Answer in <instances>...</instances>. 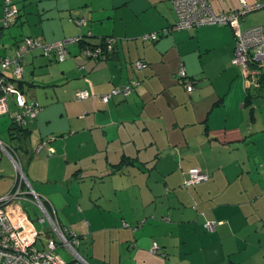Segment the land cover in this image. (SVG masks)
I'll return each mask as SVG.
<instances>
[{
	"label": "crops",
	"instance_id": "crops-1",
	"mask_svg": "<svg viewBox=\"0 0 264 264\" xmlns=\"http://www.w3.org/2000/svg\"><path fill=\"white\" fill-rule=\"evenodd\" d=\"M16 2L20 12L3 28L0 0V55H12L27 36L88 43H69L64 61L40 49L24 53L20 88L42 109L16 139L11 115L0 116V197L15 185L11 154L18 155L61 227L82 237L80 247L88 244L81 254L90 264H264V105L257 98L264 68L232 63L234 26L144 40L176 22L172 0ZM210 2L226 13L264 0ZM251 13L241 30L264 25V7ZM108 36L109 55L84 53ZM137 60L147 65L138 70ZM183 67L191 92L178 77ZM132 79L140 82L131 94L101 100ZM81 89L95 95L76 100ZM194 166L211 177L185 187ZM155 241L166 255L152 251Z\"/></svg>",
	"mask_w": 264,
	"mask_h": 264
},
{
	"label": "built area",
	"instance_id": "built-area-1",
	"mask_svg": "<svg viewBox=\"0 0 264 264\" xmlns=\"http://www.w3.org/2000/svg\"><path fill=\"white\" fill-rule=\"evenodd\" d=\"M3 2L4 17L2 23L4 26H8L15 21L19 9L16 0H3ZM172 4L177 16L176 22L162 32L144 35L145 40H156L161 33L172 30L195 29L205 24H228L234 26L236 33V46L232 63L248 68L252 64H257L258 68H264V25H257L246 30L240 29L241 18H244L252 10L263 7V2L252 5L243 2L239 10L226 13L217 12L210 0H172ZM75 22L83 24L85 19H75ZM72 42H82V36L51 43L27 36L18 44L17 50L12 55H0V115L9 109L8 94L16 96L17 104L21 109L16 115L18 125H24L28 118L38 115L41 106L39 103L29 102L18 84L24 72L23 55L25 52L40 49L43 54L48 56L54 54L59 61H64L69 53L68 44ZM107 42L106 47L104 45H87L84 48V53L94 58L105 57V52L113 48V40L109 38ZM135 65L142 69L147 64L143 60H137ZM250 74L256 75L257 71L251 69ZM179 78L186 85L188 91L194 89L193 82L184 67L179 72ZM137 84L139 82L133 79L122 87L113 88L109 93L101 95L100 98L107 103L115 95L128 96ZM91 95L92 93L88 89H81L76 92L78 100L88 98ZM0 145L3 146L1 140ZM42 147L43 144H40L38 150H41ZM50 152H53L51 148ZM11 155L16 162V182L8 194L0 197V264H90L78 249L82 243L81 236L61 227L56 215L47 207L45 198L33 188L19 158L14 154ZM208 179L209 174L207 172L198 167H192L188 171L184 186H190ZM22 200L32 201L41 208L45 216H40L39 221L45 223L47 219L49 220L52 229L67 250L68 260L59 254L58 249L61 242L54 236L42 240V248L37 247L40 232L33 225L30 215L22 208ZM206 226L213 230L215 222H207ZM159 250L160 246L155 241L152 251L158 253ZM162 255L164 254L162 253Z\"/></svg>",
	"mask_w": 264,
	"mask_h": 264
},
{
	"label": "rangeland",
	"instance_id": "rangeland-1",
	"mask_svg": "<svg viewBox=\"0 0 264 264\" xmlns=\"http://www.w3.org/2000/svg\"><path fill=\"white\" fill-rule=\"evenodd\" d=\"M257 12H258V10L253 11V13H257ZM253 13H251V14H253ZM257 98H259V100L264 105V96H259ZM13 99H14V97L10 94L8 96V103L11 107V110L13 111V109H14V112H15L17 110V107L15 106ZM261 108H264V106H261ZM16 113L17 112H15L14 114H16ZM21 206L30 215V217H31L30 219H31L33 225L40 232V238L37 242V247L42 248L43 247V241L46 240L47 238H49L50 236H54L55 238H57L59 240V242H61L60 238L56 235V233L52 229L48 219L46 220L45 223H41L39 221V217L44 215V212L41 210V208L36 203L29 201V200H22ZM60 244H61V246L59 247L58 252L63 258L68 260L69 255L67 253V250L65 249L62 242ZM78 249L81 253H84L87 256L88 250H89L88 244L84 243L81 247H78Z\"/></svg>",
	"mask_w": 264,
	"mask_h": 264
},
{
	"label": "trees",
	"instance_id": "trees-1",
	"mask_svg": "<svg viewBox=\"0 0 264 264\" xmlns=\"http://www.w3.org/2000/svg\"><path fill=\"white\" fill-rule=\"evenodd\" d=\"M17 3V2H16ZM264 3V2H263ZM254 4H257V3H254ZM18 5V4H17ZM252 5V4H251ZM264 7V6H263ZM263 7H261V8H263ZM241 8V7H240ZM239 8V9H240ZM261 8H259V9H261ZM239 9H237V10H239ZM259 9H254V10H252L251 12H253V11H256V10H259ZM234 11H236V10H234ZM247 15V14H246ZM245 15V16H246ZM17 18V17H16ZM242 19V18H241ZM16 20V19H15ZM1 22H2V20H1ZM13 23V22H12ZM12 23L10 24V25H8V26H4L3 25V23H1L2 24V26H3V28H8V27H10L11 25H12ZM231 26V25H230ZM257 26V25H256ZM252 27H254V26H252ZM249 28H251V27H249ZM249 28H247V29H249ZM246 30V29H245ZM236 35V34H235ZM25 38V37H24ZM24 38H22V40L24 39ZM108 39H109V36L108 37H105L104 39H103V42L100 44V45H104L105 46V44H106V46H107V44H108ZM21 40V41H22ZM145 40V39H144ZM149 40H153V39H149ZM79 43H81V45L83 46L84 44H87L88 42L85 40V38H84V36H82V42H79ZM89 45H91V46H97V45H93V44H89ZM236 45V44H235ZM105 46V47H106ZM112 47H114V45L112 44ZM112 50H113V48H112ZM112 50H107V52H105V55L107 56V55H109L111 52H112ZM105 56V57H106ZM234 57V56H233ZM136 62V61H135ZM135 62H134V65H135ZM235 65V64H234ZM135 68L136 69H138L139 70V68H137L136 67V65H135ZM143 69V68H142ZM261 70H262V68H261ZM179 72H180V70H179ZM260 73H263L264 74V72H263V70L260 72ZM178 77H179V73H178ZM263 78V77H262ZM133 80V79H132ZM138 82H140L138 79H136ZM192 80V79H191ZM131 81V80H130ZM192 82H193V86H194V81L192 80ZM262 82H264V78H263V81ZM19 83H20V85L19 86H21V83H22V81L21 80H19ZM183 83V82H182ZM128 84V83H127ZM184 84V83H183ZM91 92V91H90ZM188 92H191V91H188ZM92 93V95L90 96V97H92L93 96V92H91ZM10 94H8V96H9ZM12 95V94H11ZM95 95V94H94ZM121 95H123V94H121ZM13 97H14V99H15V104H16V106H17V113L16 114H12L11 112H10V108L8 109V111L6 112V113H4V114H10L11 115V118H12V122H11V125H10V135H11V137L13 138V139H16V138H21V137H23V136H26L27 135V133H26V127H25V125L27 124V122H26V124H24V125H18L17 124V122H16V115L21 111V109H20V107L18 106V104H17V101H16V96H14V95H12ZM124 96V95H123ZM126 97V96H125ZM89 98V97H88ZM75 99L76 100H78L77 98H76V94H75ZM86 99V98H85ZM80 100H83V99H80ZM40 105V104H39ZM41 106V105H40ZM8 107H9V104H8ZM42 109V108H41ZM4 114H2V115H4ZM39 114V113H38ZM2 115H0V116H2ZM38 116V115H37ZM37 116H35V117H37ZM35 117H31V118H35ZM30 118H28L27 119V121L29 120ZM14 151L15 152H17L18 153V148H14ZM16 153V154H17ZM16 157H18V155L16 156ZM19 158V157H18ZM194 167H198V166H194ZM192 168V167H191ZM198 168H200V167H198ZM23 169H24V171H25V167H24V165H23ZM201 170H203L202 168H200ZM203 171H205V170H203ZM205 172H207V171H205ZM26 173V172H25ZM208 173V172H207ZM209 174V179H210V177H211V175H210V173H208ZM188 177V176H187ZM186 179V178H185ZM208 179V180H209ZM208 180H206V181H208ZM206 181H202V182H199V183H196V184H193V185H190V186H185V187H192V186H195V185H197V184H200V183H203V182H206ZM207 222H210V221H206L205 222V228L207 229V230H210V229H208V227L206 226V224H207ZM215 222V221H214ZM82 238V237H81ZM157 242V241H156ZM158 243V242H157ZM159 244V243H158ZM160 246V245H159ZM158 253H163L164 255H166L164 252H161L160 250L158 251Z\"/></svg>",
	"mask_w": 264,
	"mask_h": 264
},
{
	"label": "water",
	"instance_id": "water-1",
	"mask_svg": "<svg viewBox=\"0 0 264 264\" xmlns=\"http://www.w3.org/2000/svg\"><path fill=\"white\" fill-rule=\"evenodd\" d=\"M19 9V8H18ZM19 12H20V9H19V11H18V14H19ZM18 14H17V16H18ZM7 150H8V148H7Z\"/></svg>",
	"mask_w": 264,
	"mask_h": 264
}]
</instances>
